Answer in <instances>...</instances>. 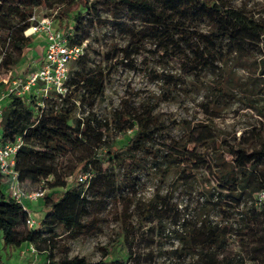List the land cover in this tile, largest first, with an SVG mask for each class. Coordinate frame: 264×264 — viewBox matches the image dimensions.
Wrapping results in <instances>:
<instances>
[{
	"label": "trees",
	"instance_id": "1",
	"mask_svg": "<svg viewBox=\"0 0 264 264\" xmlns=\"http://www.w3.org/2000/svg\"><path fill=\"white\" fill-rule=\"evenodd\" d=\"M42 8L56 15V25L60 27L56 30L68 31L72 22L70 44L85 43L86 46L83 55L73 62L79 69L69 72L67 92L61 101L49 100L46 108L35 110L20 99L10 97L2 109V138L22 137L23 140L15 164L22 187L34 190L43 183L45 194L39 200L43 202L42 226L46 228H27V213L5 193L0 177L3 249L20 248L29 243L43 252L50 264H105L107 251L103 252V259L91 263L83 257H68L66 242L98 230V219H85L86 215L94 206L103 205L105 198L116 196L118 163L144 152L166 165L161 170L163 173L174 169L178 186L185 187L188 193L192 192L202 169L208 170L215 181V187H205L204 201L193 220L183 219L168 196L136 207L143 219L167 217L180 226V231H174L180 242L179 256L192 257L190 264H241L227 253L226 239L232 235L239 241L249 242L240 244L251 261L264 264V201L258 198L264 192V124L231 140L222 137L213 123L192 128L189 124L183 137L169 139L168 151L158 154L150 144L155 137L165 135L175 121L166 125L153 113L156 103L144 104L135 113L114 112L111 123L97 118L93 111L94 103L104 97L113 66L133 70L135 57L142 52L158 56L164 67L168 61L179 63L180 75L153 74L165 87L184 90L186 94L205 88L204 74L219 69L220 62L228 58L247 59L254 51L264 53V18L255 17L245 8H234L228 0H0L4 72L13 71L23 63L26 51L34 42L23 32L30 26V17ZM101 12L109 19H102ZM120 12L125 13L126 21L119 18ZM84 21L90 25L109 24L125 35L122 46H112L100 53L104 61L112 62L109 67L87 68ZM198 21L206 23L208 28L199 29ZM260 72L264 74V61ZM187 77L191 80L188 88L185 87ZM213 90L217 101L235 99L218 82ZM168 94L163 93V98ZM246 101L247 107L264 117L249 99ZM84 105L87 111L77 116ZM204 108L210 114H218L210 101ZM109 130L131 133L125 147L116 149L104 139V132ZM100 147H106L104 155L94 152ZM76 150H83L81 156L70 157ZM123 150L127 151L126 155ZM79 173H88L90 178L79 182ZM116 203L120 205L119 201ZM131 203L121 207L120 214L126 219L122 223L131 216ZM210 211L220 214L218 223L211 222ZM56 229L58 232L52 233ZM61 235L64 239L59 238ZM55 251L61 253L60 258L56 259ZM130 254L129 251L128 257L113 259L109 264H127Z\"/></svg>",
	"mask_w": 264,
	"mask_h": 264
},
{
	"label": "rangeland",
	"instance_id": "2",
	"mask_svg": "<svg viewBox=\"0 0 264 264\" xmlns=\"http://www.w3.org/2000/svg\"><path fill=\"white\" fill-rule=\"evenodd\" d=\"M234 8H245L254 14L255 17L264 18V0H228ZM39 17H53L56 25V15L48 9L42 8L37 12ZM102 19H109V16L101 12ZM119 18L125 20V13L120 12ZM129 23V22H125ZM69 30L73 34V23H69ZM86 27L88 69L94 66L109 67L112 62H106L101 58L100 53L108 51L112 46H122L125 43V35L109 24L90 25L83 22ZM196 26L206 30L207 24L198 21ZM42 39V38H41ZM43 40L33 42V45L26 51L22 65L33 67L41 61L43 55ZM149 46H146L148 49ZM152 49V48H151ZM247 59L228 58L224 63L218 64L216 71L208 70L204 74L205 88L186 94L184 90L165 87L161 81L156 80L153 74L167 73L180 75L181 70L177 61H168L165 67L161 65L160 58L148 52H142L135 57L134 69L130 70L122 66L115 67L106 83L104 97L94 103L93 111L97 118L111 123L114 112L135 113L139 112L144 104L156 107L153 113L157 114L168 125L170 121L175 124L166 131L163 136H157L150 144L152 150L158 154L168 151L169 139H180L190 128L198 124L213 123L222 137L231 140L238 137L244 131L252 127L260 128L264 124V117L260 116L257 110L246 106V99L253 103V107L264 113V74L260 72L261 62L264 61V53H251ZM163 64V63H162ZM79 66L71 64L69 72L78 70ZM229 73V77H228ZM228 77V78H227ZM190 78H186V88ZM218 82L225 92L233 95L234 100L224 102L214 95L213 87ZM168 92L167 98L162 95ZM210 102L214 104L217 113L205 111V106ZM87 106L81 107L77 116L83 115ZM211 111V110H210ZM85 114V113H84ZM216 115V117H215ZM104 139L116 149L125 147L131 133L120 134L116 130L104 132ZM97 155H104L106 147H100L94 151ZM83 150H76L70 157L81 156ZM123 155L127 154L123 150ZM210 164H214L210 161ZM105 166V165H104ZM165 164H161L159 158L155 159L149 154L138 152L133 159L125 158L116 167L115 183L119 187L116 196L105 198L103 205L94 206L85 219L95 217L99 221L98 230L89 236H80L66 242L68 257H83L91 263H97L103 259L102 254L107 251L109 254L103 259L105 264L116 258L128 257L129 251L132 257L127 264H190L193 258L185 255L179 256L178 249L180 242L175 237L174 231H180L179 225H174L171 219L165 217L143 219L136 207H142L151 202H156L161 196H168L170 203L176 208L183 219L193 220L199 214V208L204 201V189L208 185L215 187V181L208 170H200L193 184L192 192L188 193L185 187L178 186L174 169L163 173ZM70 182V179L67 180ZM209 181V182H208ZM156 198V199H155ZM117 201L120 205H117ZM132 201L129 213L130 218L122 223L124 219L121 214V207L124 203ZM38 206L35 208V206ZM42 200L27 205L31 216L39 223L35 229L46 230L42 226L43 212ZM236 215L233 218L236 219ZM211 222L218 223L222 218L216 211L209 212ZM182 221V220H181ZM232 221V220H230ZM58 230L52 231L57 233ZM51 236V235H50ZM64 239V235L59 237ZM249 243L246 239L237 240L232 235L227 237V253L234 260L241 264H255L248 258V255L241 250V244ZM19 248L3 249V242L0 238V258L5 263L6 254L10 251L9 261L13 264H27L19 259ZM56 259L61 257L59 251L54 253ZM44 261V259H43Z\"/></svg>",
	"mask_w": 264,
	"mask_h": 264
},
{
	"label": "built area",
	"instance_id": "3",
	"mask_svg": "<svg viewBox=\"0 0 264 264\" xmlns=\"http://www.w3.org/2000/svg\"><path fill=\"white\" fill-rule=\"evenodd\" d=\"M30 26L23 34L25 37L42 38L45 42L39 65L34 69L19 65L10 72L2 70L4 51L0 48V122L2 109L10 97L18 98L32 109H44L49 100L61 101L67 92L70 65L84 53L85 43L70 44L71 30H56L53 17H39L35 12L29 19ZM23 145L22 137L4 140L0 133V177L2 187L10 198L27 213L28 229L39 225L27 209L28 204L37 202L45 194L43 183L34 190H25L15 170L16 154ZM88 173H79V182L87 181ZM258 198L264 201V192ZM19 259L27 264H50L43 252L37 251L34 245L25 243L19 248ZM44 259V261H43ZM0 264L1 258H0Z\"/></svg>",
	"mask_w": 264,
	"mask_h": 264
},
{
	"label": "crops",
	"instance_id": "4",
	"mask_svg": "<svg viewBox=\"0 0 264 264\" xmlns=\"http://www.w3.org/2000/svg\"><path fill=\"white\" fill-rule=\"evenodd\" d=\"M37 40H38V38H35V37L33 38V41H37ZM39 40H43V39L39 38ZM43 41H44V40H43ZM43 48H44V45H43ZM38 65H39V63H37L36 65H34V68H35L36 66H38ZM34 68H33V69H34ZM36 203H37V202H36ZM37 207H38V206L36 205L35 208H37ZM6 255H7V256H6V259H5V263H6V264H13V262H12L11 260H10V261L8 260L9 257H10V251H9V253H7ZM17 264H18V263H17Z\"/></svg>",
	"mask_w": 264,
	"mask_h": 264
}]
</instances>
